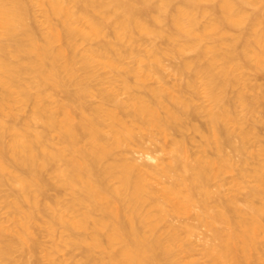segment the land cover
<instances>
[{"label": "bare ground", "instance_id": "1", "mask_svg": "<svg viewBox=\"0 0 264 264\" xmlns=\"http://www.w3.org/2000/svg\"><path fill=\"white\" fill-rule=\"evenodd\" d=\"M256 1L264 2L0 0V204L12 223L0 232V264H60L54 253L72 247L84 248L81 264H178L177 252L190 248L181 235L199 225L212 264H264V255L253 257L264 236V202L253 203L264 199V142L246 148L264 92L248 96L239 74L250 62L264 68V9L243 11ZM33 5L43 7L39 29ZM139 38L150 45L138 49ZM188 52L196 56L178 68L191 73L186 80L145 83L161 56ZM127 54L135 66L121 73ZM96 68L113 71L121 86L96 88L95 80L105 83ZM27 104L20 120L13 109ZM201 117L203 127L194 122ZM194 134L201 140L191 153ZM161 138L163 159L137 161L138 150L152 160L146 144ZM233 153L261 191L249 189L242 208L225 177ZM51 181L66 199L57 189L48 197ZM180 216L191 222L174 224ZM40 232L51 246L43 248Z\"/></svg>", "mask_w": 264, "mask_h": 264}, {"label": "rangeland", "instance_id": "2", "mask_svg": "<svg viewBox=\"0 0 264 264\" xmlns=\"http://www.w3.org/2000/svg\"><path fill=\"white\" fill-rule=\"evenodd\" d=\"M262 9H264V2H261V1L260 2L256 1L251 5H247V6L243 7V11L251 17L253 15L259 13ZM42 12H43L42 6L33 5L31 7L32 23L34 24L36 29H39V28L44 26ZM57 21H58L57 18H53V22H57ZM259 27L262 30H264V16H261V24ZM110 39H111V37L107 36V35L103 37V40H110ZM141 39H142L141 42H140V38L138 41V44H139L138 49H143V48L150 45L148 40L143 39V38H141ZM91 44H95V43L93 42V43H89V44H85V43L81 44L80 49H83V48H85ZM158 45L160 46V48L164 47L162 42H159ZM195 56L196 55L192 52L186 53L184 55V57H181V56H179V57H177V56L176 57L161 56L160 67L154 69L152 76L148 80H146L145 83L147 85L152 86V85H159L162 83L167 84V85H173V84H178L180 82H183L184 80L187 79L188 76H191V73L188 71H183L180 73V72H178V68H179L183 59H187V58L191 59V58H194ZM121 66H122V68L120 70L121 73L124 72V69L131 68V67L135 66V63L133 61V57L131 55L127 54L123 58ZM96 70H97L96 72L98 73L99 77L97 76V74H96V76L98 78L103 79L105 82L103 84H99V81L95 80L93 84L96 85V88L108 87L109 82H114L113 84H116L117 86H121L122 83H121L120 77H118L113 71L109 70L108 68H96ZM239 74L243 75V80L245 81L246 86H247L246 94L248 96H255V95L260 94L261 92H264V68L257 66L254 62H250L249 64H246L244 67H242L240 69ZM128 79L132 84L135 82V78L132 75H129ZM197 82H200V81L197 80ZM238 87H240V85L237 87H234L233 90H237ZM61 96H63L62 92L58 94L57 98H59ZM121 96L123 97L124 95H121ZM204 99L205 98L203 97V94H200L198 96L197 104H203V105L205 104L206 105V101H204ZM89 102L92 104H96V103H98V98L93 97V98L89 99ZM241 110H242V108L240 106L237 107L236 108V114L240 115V113L242 112ZM254 110H255V112H254L255 122L249 123L248 125H253V127L255 128L256 134H255L254 138H252L250 144H248V145L246 144V148L248 150H252V151L258 149L259 146L262 144V142H264V126H262L261 123L259 122L262 115H264V102L257 103L255 105ZM30 111H31V105L30 104H27V105H24L21 107L15 106L13 109V112L16 114V116H18V118L20 120L28 117L30 114ZM205 121H206V117H201L194 122L199 123V125L203 127L202 124L205 125V123H204ZM34 126L36 128H40L39 124H34ZM191 135H193V134H191ZM159 140H158V142H156V143H158V144H156L157 146L155 145V143H153V145H152V143H150V142H149V144H148V142L146 144V145H148L146 147H147V151L149 153V156L151 158H153L152 160L147 159L145 157V155H143V153L138 150V151H135L138 154L137 153L133 154L134 157L137 159V161H139V162L150 161L151 163H154L155 161L160 160V158L163 159L162 158L163 152L160 150V147H161L162 143L165 144L167 141H165L164 139L162 140V138ZM194 140H195V142H193ZM194 140L192 141L193 145L189 144V146H188L191 153L197 151L196 145L200 143L201 139L198 135L194 134ZM159 143H161V144L159 145ZM194 146L196 149L194 148ZM148 148L151 151H149ZM233 155L234 156H232V157L233 158L235 157L234 163L232 164V166H230L227 169V173H225V177L227 178L228 192L234 198V201L237 204V206L239 208H242L244 203H245L244 199L246 197L247 191L249 189H255L258 191L259 189L256 188V184L252 178V174L247 175V173H246L245 175H242L239 157L236 156L235 153H233ZM157 157H159V158H157ZM256 163H257V161L253 160L246 167V170L247 169H249V170L254 169ZM49 175H50V173L48 174V176H47V173L45 174V176L48 177V179H47L48 182H50L49 177H51ZM51 183H52V181H51ZM48 184H50V183H48ZM52 186L53 187H50V185L49 186L47 185V187H50V188L46 189V190H48V192H47L48 197H50V196L55 197V195L57 194L54 191H56V189L59 187L54 185V182L52 183ZM57 190H59V194H60V191L62 192L61 197L64 196L65 199L68 197V195H66V194L64 195L65 192L63 190H61V188L57 189ZM259 192H261V191L259 190ZM58 196H60V195H58ZM261 201L264 202V199H261L260 195H256L253 199V203L255 205H260ZM7 216H8V212L5 208V205L0 204V232H1L3 227L10 228L12 226V223H11V221L10 222L8 221L9 219ZM185 221H190V220H187V218L185 216L175 217L172 219V222L174 224H180V223H183ZM262 222H264V217H262ZM198 227L199 228H197V230L195 232H193L192 235H190V236H187L184 233L181 235L182 240H183V246L189 245L190 248L187 252H182V251L177 252L178 264H212L209 261V259L204 255V248H205L206 244L209 242V233H207L206 229L204 227H202L201 225H199ZM42 233L41 234L38 233V235H40V236L39 237L37 236V238L42 243L43 248L51 246L53 241L51 242L50 240H53V238L47 236L45 233H43V234ZM57 234L54 237V239H57ZM59 235H58V238H59ZM66 250H65V252L63 250V251L54 253L53 258H55L60 264H81L84 248L72 247V248H69L67 251ZM16 254H14V255L17 257L18 255H16ZM43 254H44V251L42 249H38L36 251V260H37V258H41L43 256ZM262 255H264V236H261L258 239V250L256 252H254L253 257H259ZM31 258H34V257H31ZM32 261H34V259H32ZM40 263L41 264H47V261L43 260V261H40L39 264ZM31 264H33V263L31 262Z\"/></svg>", "mask_w": 264, "mask_h": 264}]
</instances>
